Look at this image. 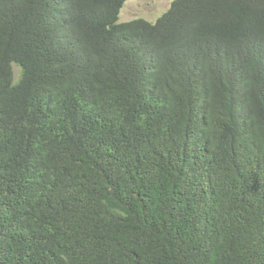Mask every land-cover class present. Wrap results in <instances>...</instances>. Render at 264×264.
<instances>
[{
    "label": "trees",
    "instance_id": "1",
    "mask_svg": "<svg viewBox=\"0 0 264 264\" xmlns=\"http://www.w3.org/2000/svg\"><path fill=\"white\" fill-rule=\"evenodd\" d=\"M125 1L0 0V264H264V0Z\"/></svg>",
    "mask_w": 264,
    "mask_h": 264
},
{
    "label": "rangeland",
    "instance_id": "2",
    "mask_svg": "<svg viewBox=\"0 0 264 264\" xmlns=\"http://www.w3.org/2000/svg\"><path fill=\"white\" fill-rule=\"evenodd\" d=\"M172 0H126L120 10L119 21H127L133 18L143 17L155 21L171 5ZM14 74L17 77L20 68L13 65Z\"/></svg>",
    "mask_w": 264,
    "mask_h": 264
}]
</instances>
